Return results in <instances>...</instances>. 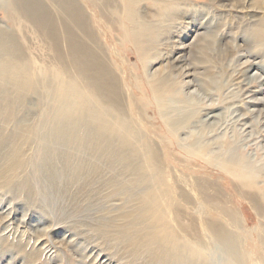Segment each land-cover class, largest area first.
Wrapping results in <instances>:
<instances>
[{
    "label": "rangeland",
    "instance_id": "obj_1",
    "mask_svg": "<svg viewBox=\"0 0 264 264\" xmlns=\"http://www.w3.org/2000/svg\"><path fill=\"white\" fill-rule=\"evenodd\" d=\"M41 1L59 47L0 0V264H264V0H140L138 39L122 0ZM68 27L110 70L117 111ZM129 126L130 156L112 158L95 129Z\"/></svg>",
    "mask_w": 264,
    "mask_h": 264
},
{
    "label": "bare ground",
    "instance_id": "obj_2",
    "mask_svg": "<svg viewBox=\"0 0 264 264\" xmlns=\"http://www.w3.org/2000/svg\"><path fill=\"white\" fill-rule=\"evenodd\" d=\"M13 1H15L16 11H19V12L27 15L30 19H32L37 25H39L46 32V34L48 33L50 36L53 37L54 41L56 42V44L59 47V45L61 43L60 31L63 30L64 26L55 20L52 12L50 11L48 6L45 3H43L41 0H13ZM50 1L56 6V8L59 11L63 12L64 14L68 13V10H69L68 0H50ZM103 1L105 3H107V5L108 4L113 5L117 0H103ZM122 1H123L122 8H124V9H123V15H121V17H122V19L127 21V23L129 24L128 26H130L131 28L135 27V29H136V32L134 31L136 33V36H134L133 34H129L128 36L129 37L134 36V38L138 39L140 34L144 33L143 30L145 28L143 22H140L141 16L139 15V13L137 11V5H138L140 0H122ZM156 8H157L156 11L158 12V10H160V8H161L160 4L157 3ZM70 11L72 12V14L74 16H76V17L78 16L80 18V29H85L86 28V22L84 19L83 12L80 10V13H79L77 10L74 9V7L70 8ZM61 12H60V14H61ZM124 30H126L125 32H126V34H128V31H127L128 28H126L124 26ZM65 32H66V30H65ZM3 35H5V34H0V38L2 40H3ZM67 35L71 36L70 45H71L73 53H75L74 59H75V63L77 64V67L79 69V72L81 73V75L83 77L86 78L87 83L89 84V88L98 97L99 104L103 105L102 101H101V100H103L104 101L103 103L108 105L111 110L117 111L118 109H120V107L123 104L121 94L118 91L117 86L115 85V82H114L113 77L111 75V72L108 69V67L106 66V64H104L102 59H100L98 57L97 53L95 51H93L92 48L87 47L85 45V43H83L82 41H80V44H79L75 40V38L73 36V32H72L71 28H69V27L67 28ZM258 36H260L261 38L262 37L264 38V32H261ZM4 40L6 42V39H4ZM13 42H14V40H13ZM2 44H4V43H3V41L1 42V40H0L1 55L6 54L5 48H4L5 46H3ZM14 46L15 45H13V49H14ZM17 53L18 52L16 49V55H17ZM14 57H16V56H14ZM10 61H11V59H10ZM18 61H20V60H18ZM11 65L12 64L9 61H7L6 58H4L3 56L0 57V73H1V75L2 74L4 75V74H6V72H9ZM191 68H188L186 72L184 71L186 76L191 75V70H190ZM255 80L257 81V79H255ZM189 83H190V81H189ZM209 114H210V112H207L206 116H208ZM95 130H96V132L94 133V135L99 140L98 141L99 145L101 147H103L104 149L108 150L109 152H111L112 158L118 159L119 156L120 157H122V156L123 157H125V156L129 157L130 156L131 152L129 151V147H130L129 144L131 142L129 139H130V136L134 134L132 127H130V126L128 127V131L126 132V134L124 136L120 135L118 137L113 132V130L109 127L106 129V131H103L100 128L95 129ZM116 144H121V145H124L125 147H127L128 149L124 150L126 153H124V152L118 153L117 149L115 148ZM131 148H133V147H131ZM127 153L129 155H127ZM125 159H130V162L132 161L131 157L125 158ZM130 162H127V163L129 164ZM125 164H126V162H125ZM129 166H131V163L129 164ZM250 186H252V185L250 184ZM207 225H209L211 230H215L216 232H219L220 234L224 235L225 237L227 236V233H226L227 231L225 229H223L221 226L217 225L216 223L208 222Z\"/></svg>",
    "mask_w": 264,
    "mask_h": 264
}]
</instances>
